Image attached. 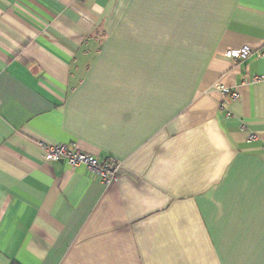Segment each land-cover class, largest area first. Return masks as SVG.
Segmentation results:
<instances>
[{
	"label": "crops",
	"instance_id": "1",
	"mask_svg": "<svg viewBox=\"0 0 264 264\" xmlns=\"http://www.w3.org/2000/svg\"><path fill=\"white\" fill-rule=\"evenodd\" d=\"M0 264H264V0H0Z\"/></svg>",
	"mask_w": 264,
	"mask_h": 264
},
{
	"label": "built area",
	"instance_id": "2",
	"mask_svg": "<svg viewBox=\"0 0 264 264\" xmlns=\"http://www.w3.org/2000/svg\"><path fill=\"white\" fill-rule=\"evenodd\" d=\"M254 53L250 45L244 44L238 48H232L227 51V55L235 59L236 61L247 60ZM263 50H258V55H261ZM262 76H254L253 80H260ZM225 92H229L228 89H223ZM233 98H237L238 93L236 91L231 92ZM256 136L252 133L250 138ZM47 151V158L52 161L67 160L71 166H77L85 164L88 169L95 174L99 180L110 185L119 179V161L116 158L108 157L106 159H99L96 155L80 150L76 145H68L64 143L59 144H45Z\"/></svg>",
	"mask_w": 264,
	"mask_h": 264
}]
</instances>
